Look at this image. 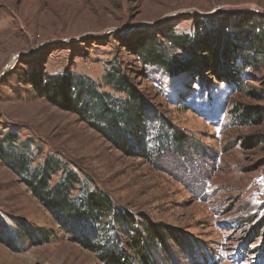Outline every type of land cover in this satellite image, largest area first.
Returning <instances> with one entry per match:
<instances>
[{
	"label": "rangeland",
	"instance_id": "1",
	"mask_svg": "<svg viewBox=\"0 0 264 264\" xmlns=\"http://www.w3.org/2000/svg\"><path fill=\"white\" fill-rule=\"evenodd\" d=\"M162 32L191 40L166 42L175 76L131 51ZM211 47L220 69L188 75ZM113 65L151 107L145 139L126 150L33 84L81 74L123 98L105 85ZM9 133L34 167L61 160L159 238L146 237L144 260L114 231L119 257L106 262L0 158V264H264V0H0V141Z\"/></svg>",
	"mask_w": 264,
	"mask_h": 264
},
{
	"label": "trees",
	"instance_id": "2",
	"mask_svg": "<svg viewBox=\"0 0 264 264\" xmlns=\"http://www.w3.org/2000/svg\"><path fill=\"white\" fill-rule=\"evenodd\" d=\"M160 36V45L150 37L138 42L131 51L145 65L162 68L171 76H175L180 60L176 56H170L165 46L168 44L175 51H186L191 47V40L184 35H169L168 32H162ZM250 42L251 45L254 43L252 40ZM196 48L195 46L194 53ZM209 54L206 62L202 58H194L186 70L187 74H194L195 71L199 73L205 66L211 71L220 69L216 64V60L219 62L216 47H211ZM38 79L33 78V84L50 103L78 115L101 136L121 149L126 150L131 145L132 136L141 141L145 139L144 124L148 121L151 107L140 102L142 96L133 79L118 65L111 66L104 76V81L107 87L115 94L124 96L123 98L100 91L96 82L81 74L58 76L45 84L41 78ZM38 81L39 84H36ZM172 139L183 141L178 135H173ZM17 141L16 135L7 134L0 141V158L9 169L25 180L34 196L51 210L60 226L73 233L77 240L90 242L87 244L89 249L98 255L107 254L106 262L117 261L119 257L116 248L115 254L112 253L113 250L108 251L113 246L114 231L116 236L118 233H131L127 245L132 251L143 255L145 260V256L153 250L145 244L146 237L150 240L159 238V229L144 221L135 226L133 217L118 210L105 192L98 188L89 190L76 170L70 169L55 157H49L42 165L34 167V160L29 151L19 150L14 146ZM141 145L142 154L147 155L145 143L139 146ZM56 176H59V180L54 183L53 178ZM102 236L107 244L96 246L95 238Z\"/></svg>",
	"mask_w": 264,
	"mask_h": 264
}]
</instances>
